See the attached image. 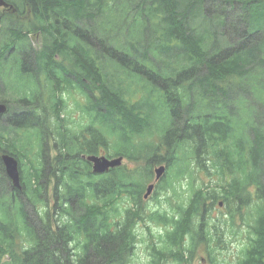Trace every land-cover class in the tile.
<instances>
[{
    "label": "trees",
    "instance_id": "1",
    "mask_svg": "<svg viewBox=\"0 0 264 264\" xmlns=\"http://www.w3.org/2000/svg\"><path fill=\"white\" fill-rule=\"evenodd\" d=\"M5 1L13 6V10L0 11V75L5 63L10 61L11 65H6L7 70H20L26 79L29 77L33 81L32 90L22 87L21 94L15 96L16 111L12 114L15 122L20 123L28 117L29 123L34 124L28 127L39 129L44 136L51 119L60 122L64 99L59 95L64 91H80L93 104L92 108L86 105L85 111L94 110L100 114H109L110 117L119 115L133 129L134 125H138V116L105 83L103 73L96 63L99 56L97 50H105L123 61V52L110 44L106 45L104 37L101 40V35L108 28L105 23L107 19H104L109 13L116 12L119 0ZM183 1L185 0L153 2L157 5L154 13L159 15V23L156 25L158 37L155 42L158 46L167 41L180 45L187 64V68L174 80L157 76L162 87L167 90V96L169 93V100L172 97L178 98L176 103L171 104L174 123L165 135L164 145L167 147L169 144V170L175 169L177 179L188 174L192 176L195 167L198 170H211L221 178V193L219 190H212L214 193L210 195L204 188L192 185L189 202L177 206L175 215L168 217L167 214L157 212L150 215V219L156 222L165 226L169 224L166 241L169 253L165 256L163 251L157 252L159 257L153 264L164 261L160 255L178 264H190L199 244L219 240L218 228L208 221V202L215 203L221 198L228 207L229 219L226 224L230 223L231 228L235 227L237 215L244 219L245 210L250 206L251 210H255L252 216L247 213L249 244L238 264H264V125L260 126L255 122L251 125L253 137L248 139V158L243 159L240 155L242 139L236 142L237 159L234 161L230 156V148L234 147V143L223 127L224 116L217 114L214 109L220 104V93L223 97L228 94L226 90L223 91L221 84L233 85V78L246 82L247 74L256 72L257 66L264 65V48H259V42L264 43V36L257 34L254 26L250 29L248 27L250 34H246L248 16L252 13L253 17H257L256 11L264 9V0H191L184 9L180 4ZM147 2L148 0H141L140 4L146 6ZM236 4H239L238 8L244 10L246 15L241 16L237 24L240 28L233 30V24H230L228 31L238 34L239 39L242 35L248 42L247 46L244 47L241 43L236 50L237 54L233 53L235 49L220 48L226 47L221 42H214L211 49H206V37H210L206 33L210 34V31L205 19H212L210 12H213V8H218L219 12L214 11L213 14L226 22L228 11H235ZM144 13L148 15L146 8ZM144 13L142 16L146 17ZM191 18L194 20L192 24L195 23L193 26L197 30L199 27L202 33L204 31L201 25H196V21L206 24L203 36L198 35L197 30L191 27ZM261 20L264 24V16ZM150 29L153 31L152 26ZM145 30L149 33L148 28ZM38 34L41 43L39 49L33 50L31 39ZM91 37L94 38L93 41ZM149 41L147 45L151 49L152 42ZM229 45L232 44L227 46ZM91 50L93 53H90ZM29 51L34 57L26 60L24 53L30 54ZM238 85L244 94L249 95L248 85ZM257 86V92L263 91L264 95V84L262 86L258 82ZM197 87V91L200 89L201 94L207 97L204 98L206 104L212 108L205 116L194 117L193 112L198 103L187 100V97H191ZM180 88L183 89L182 93ZM98 90L101 92L100 97L96 93ZM0 101L12 104L3 97H0ZM263 105L264 101L259 103V106ZM20 108L23 110H19ZM60 127L62 130L59 128L58 132L63 149L55 158L54 170V177L57 179L54 197L60 201L61 207V210H54L58 218L52 222L49 190L46 187L48 191L45 192L44 189L50 182V174L46 179L49 182H40L42 178L45 179V171L41 168L46 169V162H43L39 149L37 158H42L41 168L33 167L30 178L24 176L22 190L0 189V264H129L136 242L135 219L142 218L141 210H126V216L121 219L122 212L117 197L127 192L135 202L139 201L144 185V181L137 178L140 172L134 173L122 166L108 174H94L91 164L82 156L99 154L101 146L108 145V140L96 131L90 139V129L80 136H73L64 130V124ZM195 127L198 129L195 130ZM16 129L12 128L11 133ZM8 131L7 134H4L5 131L0 133V136L10 142ZM17 137L16 134L13 138L16 142ZM86 139H90L87 145ZM19 140L21 143V137ZM82 143L86 147L83 145L75 150ZM112 146L114 147V143ZM15 150L19 157L21 145ZM152 153L154 164L166 162V153L159 160L162 155L160 149ZM1 161L0 157L2 164ZM49 165L51 166L50 163ZM22 196H27L33 207L45 204L43 208L48 220L42 219L44 225L40 229L28 221L30 218L24 209V201L20 198ZM17 206L24 223L21 227L16 223L13 228L10 218L16 212L12 209ZM36 212L40 215V208ZM7 254L10 260L4 262L3 257Z\"/></svg>",
    "mask_w": 264,
    "mask_h": 264
},
{
    "label": "rangeland",
    "instance_id": "2",
    "mask_svg": "<svg viewBox=\"0 0 264 264\" xmlns=\"http://www.w3.org/2000/svg\"><path fill=\"white\" fill-rule=\"evenodd\" d=\"M119 1L120 5L116 8V12L109 13L104 19V21L107 19L105 23L108 28L105 29V34L103 36L101 35V40L104 37L107 40L106 45L110 44L117 50L123 52V61L115 56L109 55L105 50H97L99 56L96 63L103 73L105 83L127 103L128 108L133 109L134 115L138 116V125H134L133 129L127 126L126 122L124 123V119L122 120L119 115L110 117L109 114H100L94 110H89V112L85 111L86 105L92 108V101L87 99L80 91H72L71 93L64 91L59 95L64 99V108L61 111L60 122L57 118L59 123L54 118L51 119L48 125L49 129L44 131L43 136L39 129L28 127L29 125H34L29 123L30 118L25 117L20 123L15 122L13 119V112L16 111L17 102L15 96L21 94L20 88L22 87L25 90L28 88L32 90L33 81L31 82L29 77L26 79L20 70H7L6 65H11L9 61L5 63L3 73L0 75V97L5 98L7 101L9 100L12 104H7L9 106V112L5 114L4 119L2 118L3 122L0 123V133H4L5 131L4 134H7L6 131L9 130L8 133L10 134L8 138L10 142L0 136V157L3 153H9L17 158L23 183L24 176L25 178H30L33 167L41 168L40 162H42V158L39 156L37 158L39 149L41 150L40 153H42L43 162H46V169L44 167L41 168L42 171H45V179L42 178L40 182L42 184L49 182L47 180L48 174H50V182L45 185L44 189L45 192L49 190V194H47L50 198L51 210H53L51 212V220L55 222L58 215L55 216L56 212L54 210H61L60 201H57L54 197V190L57 184V179L54 177L56 174V171H54L56 170L55 158L59 156L60 150L63 149L61 135L58 130L62 128L60 127L61 124H64L65 131L73 136H80L90 129V139H92L96 131L101 137L108 140V145L101 146L100 153L97 155L106 156L110 159L124 157L123 167L134 173L136 171L140 172L137 178L144 181L141 198L139 199L140 205L139 201L135 202L127 192L118 196L117 200L119 199L118 201H120L119 209L122 212L121 219H124L126 216L124 214L126 210H134V212L135 210H141L142 218L135 219L136 242L131 253L129 264H153L155 259L159 257L157 252L163 251L165 256L169 253V249L166 248L169 224L165 226V224L156 222L150 219V215L152 216L156 212L167 214L168 217L175 215L177 206L189 202L192 195V185L204 188L210 195L214 193L212 190H219L220 192L219 185H221V178L214 171L198 170L195 167L196 169L192 173V176L188 174L185 177H181V179H177L175 169L169 170V178L164 176L157 183L152 196L148 200L143 199V195L146 193L148 186L155 183L154 170L156 165H161L158 162L154 164L152 152L160 149L162 155L159 157V160L163 159L166 153L164 138L174 123L171 104L178 101L176 97H172V102L169 100V93L167 96V90L162 87V82L159 81L157 76L174 80L178 77L179 73L187 68V64L186 56L182 53L183 48L180 45L167 41L163 42L161 46H158L155 42V39L158 37L156 25L159 23V15L154 13L155 7H157V5L153 4L155 0H148L146 6H143L142 3L140 4L141 0H138V2L137 0ZM189 1L191 2V0H185L180 3L183 9L189 4ZM216 1L222 2V0ZM236 5L235 11H228V20L226 22L223 19H219L216 14H213L219 12L218 8H213V12H210L212 19H205L208 22L207 26L210 31V34L206 33L210 36L206 37V49H211L214 42L217 44L221 42L226 47L222 46L220 48L225 50L235 49L233 53L237 54L238 52L236 50L241 46V43L242 45L244 44V47L247 46L248 42L242 38V35L239 39L238 34H232L228 31L230 24H233V30L240 28L237 24H239L241 16L246 15L244 10L238 8L239 4ZM139 8L141 9L139 10ZM145 8L148 15L144 13ZM260 11L261 14H259ZM260 11H256L255 15L257 17H253L252 13L248 16L246 34H250L248 33V27L250 29L251 26H254L257 34L259 33L264 36V24L261 20L264 16V9L261 8ZM143 13L146 14V17L142 16ZM193 21V18H191V27L196 29L193 26L195 23L192 24ZM196 25H201L204 32L202 33L199 27L196 30L198 35L203 36L206 30V24L198 20L196 21ZM151 26L153 27V31L150 29ZM145 28H148L149 33H146ZM254 32L252 31V33ZM91 38L93 41L94 38ZM40 40V38L37 40V37L31 39L33 50L39 49ZM149 40L152 42L151 49L147 45ZM144 43H146V46ZM230 43L232 45L227 46ZM259 43V48L263 50L264 43L262 41ZM90 53H93V51L91 50ZM93 56L91 57L93 58ZM30 57H34L33 53H24L26 60ZM247 75L246 82L245 80L239 81L233 78V81L231 80L233 85L221 84V88H224L223 91L226 90L228 94L223 97L222 93H220V104L214 108L217 110V114L224 116L225 121L223 122V127L231 135L230 138L234 143V147L230 148V156L234 161L237 159L236 142L242 139L243 146L240 155L243 159L248 158V139L253 137V132L250 131L251 125L254 122L260 126L264 125V105L259 106V103L264 101V95L263 91L259 93L256 89L258 88V82H261L262 86L264 84V65L257 66L256 72L253 73L252 71ZM240 83L248 85L249 95L242 92L238 85ZM253 87L255 88L253 89ZM180 89L178 90L180 91ZM197 89L198 87L191 97H187V100L197 101L198 103L193 112L194 117L205 116V114H208L207 111L212 108L204 101V98L207 97L201 94L200 89L198 91ZM16 91L18 92L17 94ZM96 93L98 97L101 96L99 90ZM19 110L23 109L20 108ZM198 119L201 120L200 118ZM12 125H14L12 128L17 129L11 133L12 128L8 129L7 127ZM196 129L198 128L195 127ZM16 134L18 136V142L13 139ZM64 134L66 133L64 132ZM19 137H21V143ZM90 139H86L85 145H87ZM113 143L114 147L112 146ZM19 144L21 145L22 152L18 157L15 149ZM83 145L84 143L77 145L75 150L76 148L83 147ZM121 153L126 155H121ZM132 155L133 158L131 157ZM34 156L36 157L33 158ZM192 169H194V166H192ZM51 171L53 173H50ZM0 181L2 182H0V189L7 188L6 191L13 190L11 181L5 172L3 162L2 164L0 163ZM27 186L25 187L27 188ZM20 198L24 201V209L29 215L30 219L28 221L34 223L36 228L40 229L39 227L44 225L42 219L45 221L48 220L45 216L46 210L43 208L45 204H39V206L33 207L28 201L27 196L26 198L24 196ZM221 202L223 203L222 206L220 205ZM72 203L74 204L75 201H72ZM77 203L79 205V202ZM208 206V215L210 217L208 221L218 228L219 240L216 239L212 243L205 242L207 244H199L190 264H238L239 260L243 258L245 249L249 244L247 227L249 217H247V213H250L252 216L255 214V210H251L252 206L245 210L244 219L240 215H237L235 218V227L231 228L230 223L226 224V220L229 219V217L227 218L229 210L227 205H224V199H217L215 203L209 201ZM39 208L41 210L40 215L36 212ZM12 210H16L10 218L14 224L13 228L16 223L20 227L23 226L24 222L18 213V206ZM83 211L84 209H82ZM246 218L248 219L247 221ZM24 243L26 244V241ZM160 258L164 260L161 264H178L173 260H169V258L165 259L166 257L161 255ZM8 260H10V256L7 254L3 257V261L8 262Z\"/></svg>",
    "mask_w": 264,
    "mask_h": 264
},
{
    "label": "water",
    "instance_id": "3",
    "mask_svg": "<svg viewBox=\"0 0 264 264\" xmlns=\"http://www.w3.org/2000/svg\"><path fill=\"white\" fill-rule=\"evenodd\" d=\"M0 7L8 8L9 5L5 0H0ZM8 108L5 103L0 102V116L6 114ZM83 159L88 161L92 165V172L97 175L108 174L111 170L117 169L123 166L124 157H118L110 159L106 156L99 155H83ZM3 165L5 167L6 174L11 181L15 189H22V179L20 165L17 158L10 154H3L1 157ZM166 172V167L161 165L155 169V178L160 180ZM154 184H151L147 188L146 197H148L154 190ZM222 206L223 203L221 202Z\"/></svg>",
    "mask_w": 264,
    "mask_h": 264
},
{
    "label": "flooded vegetation",
    "instance_id": "4",
    "mask_svg": "<svg viewBox=\"0 0 264 264\" xmlns=\"http://www.w3.org/2000/svg\"><path fill=\"white\" fill-rule=\"evenodd\" d=\"M9 5V7L8 8H5V7H0V11H2V12H4V11H9L10 9L11 10H13L12 8H13V6H11V4H8ZM39 38H40V34H38L37 35V40H39ZM7 105V104H6ZM7 108H8V110H7V112L6 113H8L9 112V106L7 105ZM15 114V113H14ZM2 118L4 119L5 118V114L4 115H1L0 116V123L1 122H3L2 121ZM3 154H9V153H3ZM2 154V155H3ZM2 155H1V157H2ZM10 155H13V154H10ZM14 156V155H13ZM15 157V156H14ZM166 162L164 163V164H161V165H164L165 167H166V172H165V174H164V176H166L167 178H169V144L167 145V147H166ZM161 165H156V167H155V169L157 168V167H160ZM6 172V171H5ZM154 172H155V170H154ZM163 176V177H164ZM8 177V176H7ZM162 177V178H163ZM162 178L160 179V180H156V178H155V183H153L154 184V190H153V192L148 196V197H146V194H147V189H146V193H144V195H143V199L144 200H148L151 196H152V194L154 193V191H155V189H156V186H157V183H159L161 180H162ZM9 179V178H8ZM22 179V178H21ZM168 182H169V180H168ZM12 184V183H11ZM151 185V184H150ZM12 188H13V190H15V188L13 187V185H12ZM18 190V189H17ZM16 190V191H17ZM22 190V189H21ZM139 205H140V201H139Z\"/></svg>",
    "mask_w": 264,
    "mask_h": 264
}]
</instances>
